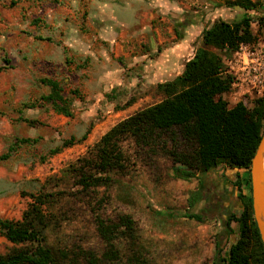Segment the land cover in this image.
Here are the masks:
<instances>
[{
	"label": "rangeland",
	"instance_id": "obj_1",
	"mask_svg": "<svg viewBox=\"0 0 264 264\" xmlns=\"http://www.w3.org/2000/svg\"><path fill=\"white\" fill-rule=\"evenodd\" d=\"M231 1L20 0L13 7L2 2L0 219H21L33 195L57 192L56 221L47 232V242L56 247L92 250L104 258L103 264H215L220 249L225 255L238 237L237 222L229 220L243 210L239 195L252 194L246 169H234L232 183H221L225 192L236 189L238 207L217 215L205 202L199 204L201 195L211 193L197 189L201 183L208 189L210 181L177 175L174 167L179 164L167 137L153 146L138 145L131 137L122 140L125 167L109 173L108 184L84 188L69 169L114 125L165 98L146 64L135 63L140 54L150 58L180 44L175 66L180 75L203 45L206 29L246 16L253 18L256 36L248 48L264 49V0H250L254 9L231 6ZM114 5L135 7L144 17L138 30L103 14L105 6ZM101 30L113 31V36H100ZM90 38L92 45L85 47ZM213 50L225 60L236 59V51ZM42 78L61 82L72 116L43 99L51 88ZM238 179L241 188L235 185ZM187 212L199 213L202 221L185 216ZM122 215L135 221L137 243L117 238L111 254L99 222L118 225ZM18 246L0 231V253Z\"/></svg>",
	"mask_w": 264,
	"mask_h": 264
},
{
	"label": "trees",
	"instance_id": "obj_2",
	"mask_svg": "<svg viewBox=\"0 0 264 264\" xmlns=\"http://www.w3.org/2000/svg\"><path fill=\"white\" fill-rule=\"evenodd\" d=\"M8 1L11 7L20 2ZM2 2L6 0H0V4ZM230 4L256 8V3L250 0H235ZM252 20L251 16L233 23L220 20L206 29L203 45L187 61L183 72L171 81L158 84L165 98L114 125L81 163L69 169L70 174L78 177L77 183L84 188L108 184L111 181L109 173L125 167L121 141L128 137L142 146L156 145L159 139L167 137L174 145L171 151L174 162L179 164L174 169L183 179L223 164L233 169H246L250 181L251 161L264 131V94L252 109L243 103L229 107L222 95L230 88L232 78L224 73L225 59L213 48L235 52L242 44L253 43L256 36L251 28ZM41 82L51 88L43 99L59 113L72 116L71 102L61 82L52 78H42ZM236 185L241 188L239 179ZM57 194L33 195L21 219H0V231L11 242L21 244L5 254L0 253V264L104 263V258H99L92 250L78 251L47 242V232L56 221L53 207L59 201ZM239 196L243 200V210L232 214L229 220V224L237 222L238 237L225 255L219 248L215 264H264V246L254 219L252 195L241 193ZM185 216L198 221L203 219L196 212H187ZM103 222H99V230L111 245V254L117 238L137 243L135 221L129 215H122L118 225ZM121 226L125 227L123 231L119 230Z\"/></svg>",
	"mask_w": 264,
	"mask_h": 264
},
{
	"label": "crops",
	"instance_id": "obj_3",
	"mask_svg": "<svg viewBox=\"0 0 264 264\" xmlns=\"http://www.w3.org/2000/svg\"><path fill=\"white\" fill-rule=\"evenodd\" d=\"M103 14L106 15L111 22H117L118 19H120L123 24L122 27L129 29V30H138L139 25L141 24L144 17L140 16V14L137 12L134 6L132 5H114L111 7L105 6L104 10H102ZM113 16V17H112ZM109 21V22H110ZM113 31H99V35L103 37H111L113 36ZM82 39V38H81ZM83 40V39H82ZM158 40L162 41V37H160ZM93 39L90 38V40H87L84 43L85 47L86 45H92ZM155 45V42L153 43ZM180 44H176L175 47H170L165 49L161 54L158 56H153L148 58V53L140 54L139 57L136 59L135 63H142L146 64V70H150L149 76H151V80L154 82L165 83L167 81H171L175 79L178 75L176 72V60H177V52H179V46ZM120 51L119 48H117L116 52ZM124 54L126 56H130V52H125ZM115 76L108 75L107 78H111ZM158 86V85H157ZM214 168L212 170H209L207 173L204 174L198 173L195 178L200 180H204V178L207 180V182L210 181L209 188H201L202 183L200 184V188L197 189L198 191H201L202 193L205 191H209V193L203 194L200 196L199 204L200 206L205 202L207 205L212 203V206H209L211 208L210 212L214 215H217L218 213H225L232 210H235L237 208V202H238V194L236 189L234 191L225 192V190L221 187V183L225 182V180L231 181V175L235 174V170L231 167H226L225 169ZM225 170V171H224ZM210 172V173H209ZM213 173V174H212ZM206 174H210L206 175ZM230 174V175H228ZM214 175V176H213ZM228 175V176H227ZM228 178V179H227ZM231 178V179H230ZM206 183V182H205ZM236 185V183H235ZM234 185V186H235ZM211 205V204H210ZM216 206V207H214ZM206 211V209H204ZM205 213V212H204Z\"/></svg>",
	"mask_w": 264,
	"mask_h": 264
},
{
	"label": "built area",
	"instance_id": "obj_4",
	"mask_svg": "<svg viewBox=\"0 0 264 264\" xmlns=\"http://www.w3.org/2000/svg\"><path fill=\"white\" fill-rule=\"evenodd\" d=\"M225 74L232 78L225 100L229 107L243 103L252 109L264 94V49H250L242 44L236 51V59H226Z\"/></svg>",
	"mask_w": 264,
	"mask_h": 264
},
{
	"label": "water",
	"instance_id": "obj_5",
	"mask_svg": "<svg viewBox=\"0 0 264 264\" xmlns=\"http://www.w3.org/2000/svg\"><path fill=\"white\" fill-rule=\"evenodd\" d=\"M252 208L264 246V131L250 166Z\"/></svg>",
	"mask_w": 264,
	"mask_h": 264
},
{
	"label": "flooded vegetation",
	"instance_id": "obj_6",
	"mask_svg": "<svg viewBox=\"0 0 264 264\" xmlns=\"http://www.w3.org/2000/svg\"><path fill=\"white\" fill-rule=\"evenodd\" d=\"M211 204V205H210ZM210 204H208V206H212L213 207V204L212 203H210ZM214 207H216V206H214Z\"/></svg>",
	"mask_w": 264,
	"mask_h": 264
}]
</instances>
